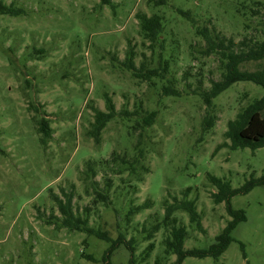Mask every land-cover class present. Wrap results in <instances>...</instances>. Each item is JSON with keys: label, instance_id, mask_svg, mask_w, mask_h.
<instances>
[{"label": "rangeland", "instance_id": "1", "mask_svg": "<svg viewBox=\"0 0 264 264\" xmlns=\"http://www.w3.org/2000/svg\"><path fill=\"white\" fill-rule=\"evenodd\" d=\"M0 2L24 11L0 14V264H131L132 258L135 264H156L165 256V232L145 241L144 225L162 221L165 200L182 199L187 189L205 232L191 225L187 213L177 212L189 232L185 249H207L215 243L231 218L225 203L214 202L213 194L219 190L209 177L239 189L252 175L264 176V148L233 150L224 136L228 122L263 97L264 88L238 82L220 94L215 100L216 127L200 141L205 105L194 90L209 89L219 81L222 65L221 55L208 53L192 21L225 38L227 46L231 40L235 46L230 47L247 51L264 41V0H113L115 8L100 0ZM138 13L162 18L161 45L152 49L144 39ZM131 48L137 66L156 68L160 60H169L166 80L176 83L182 97L163 96L159 80L152 86L135 79L122 65ZM263 65L264 61L249 62L242 70L256 71ZM107 94L121 114L140 111L142 104L146 111H158V117L145 131L151 172L132 196L138 205L150 199L152 207L127 227L129 195L122 196L117 188L120 177L114 179L112 205L93 207V226L108 230L114 239L123 233L139 243L135 255L122 245L106 260L110 243L82 232L57 230L39 215L54 211L60 215L50 190L61 194L60 187L69 190L72 184L75 205L92 206L94 195L86 193L81 180L86 161L109 159L113 151L134 154L137 136L132 139L127 131L137 121L135 116L111 121L99 145L88 135L94 108L107 111ZM34 107L40 108L39 117H49L53 128L46 149L32 120ZM231 205L245 211L247 220L233 230L228 250L218 260L189 257L183 264H264V185L234 196ZM150 243L155 250L144 262L141 253ZM175 261L171 257L165 262Z\"/></svg>", "mask_w": 264, "mask_h": 264}, {"label": "trees", "instance_id": "2", "mask_svg": "<svg viewBox=\"0 0 264 264\" xmlns=\"http://www.w3.org/2000/svg\"><path fill=\"white\" fill-rule=\"evenodd\" d=\"M101 5L111 6L115 8L113 0H100ZM160 1H157V4ZM185 17H191L189 12L179 11ZM0 14L2 15H19L24 14L22 9L16 8L13 5L7 6L0 2ZM137 18L140 22L141 32L146 41L150 43V47L154 49L164 39V27L162 18L157 14L148 16L147 14L138 13ZM196 34L202 37L206 43L208 53L221 55L222 77L219 81H213L209 89H203L202 86L198 90H194V94L199 96L205 105V115L202 121L203 136L200 141L205 140V136L212 132L218 122L216 115V98L224 91L228 90L238 82H253L254 84L264 88V65L256 71L242 70V66L249 62L264 61V41L258 42L253 48L247 51H238L230 47L231 40H228L229 45L225 42L227 40L219 35L213 36L210 29L200 28L193 20ZM161 45V44H160ZM235 46V44H233ZM136 52L134 49H129L126 53V58L122 62L123 67L129 71L132 76L140 81L149 82L152 86L158 85V80L162 82V95L165 97H182L183 92L179 90L176 83L171 80H166L165 74L169 73V60L159 61V66L150 68L145 63L141 66L136 64ZM114 61H118L113 59ZM164 80L166 82H164ZM106 110L94 108L95 120L91 124V129L88 135L95 140L99 145L102 142V135L108 124L117 117H137V121L127 131L130 138L135 139L133 145L134 154L131 156L128 152L120 153L113 151L109 159L105 160H88L85 163L84 170L81 173V180L85 186V191L88 195L93 194L92 206H85L84 208L75 205L76 199V185L72 184L69 190L60 187L61 194L54 193L50 190V196L54 201L55 208L60 215H57L53 209V213L42 214L40 212L39 218L43 219L46 224L53 226L57 230L66 229L69 231H77L86 233L89 236H96L101 240L110 243V248L107 253L106 260L113 254V252L122 245L126 246L133 255L137 251L139 245L137 238L128 239L126 234L120 233L119 237L114 239L108 230H104L101 226L95 227L91 224L93 207L99 204L112 205V194L115 189L116 177H120L121 184L117 186L121 189L122 196L129 195L127 212L125 214V221L128 224L132 223L133 218L143 211L152 207L153 202L149 199L143 204H136L133 195L138 193V183L144 181V176L151 172L147 163L148 146L145 131L151 128L157 120L158 111H146L142 104L139 107L140 111L130 113L128 110L123 114L117 111L115 102L110 95H105ZM35 115L32 117L36 125V129L41 136V143L44 149L53 139V128L49 117L43 115L39 117L40 108L34 107ZM226 140L231 142V149H251L256 151L264 148V96L254 100L250 105L242 108L235 119L228 122L227 131L224 134ZM134 141V140H133ZM226 145V144H225ZM222 147V146H221ZM127 174L125 178L124 175ZM103 175L102 180H98V176ZM210 181L218 188L219 192L213 194V200L216 204H226V209L231 220L228 221L226 227L217 236L215 243L210 245L207 249H185V242L188 239L189 232L185 225H183L176 213L179 211L185 212L190 218V223L198 230L205 232L203 229L202 216L198 211L195 201L188 200V195L191 189H187L183 193V198L173 197V202L165 200V215L162 221L155 220L154 223L143 228L145 241L154 239L156 234L164 230L165 238L163 244L165 247V256L157 259L156 264H166V260L171 257H176L173 264H183L189 258H213L218 260L229 248L233 242L232 232L239 223L246 221L247 216L243 210H235L231 205V199L236 195H247L255 187L264 185V176L256 178L254 175L241 188L233 189L231 184L223 181L215 176H210ZM47 215V216H46ZM155 250V244L150 243L149 246L141 253V260L146 262L152 252ZM88 259L94 260L92 256H87ZM108 263V262H107ZM110 264V263H108ZM131 264H135V259L132 258Z\"/></svg>", "mask_w": 264, "mask_h": 264}]
</instances>
